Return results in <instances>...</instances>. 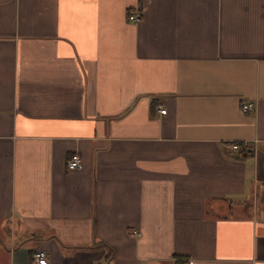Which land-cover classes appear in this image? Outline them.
<instances>
[{
    "label": "crops",
    "instance_id": "crops-1",
    "mask_svg": "<svg viewBox=\"0 0 264 264\" xmlns=\"http://www.w3.org/2000/svg\"><path fill=\"white\" fill-rule=\"evenodd\" d=\"M36 250L264 264V0H0V264Z\"/></svg>",
    "mask_w": 264,
    "mask_h": 264
},
{
    "label": "built area",
    "instance_id": "built-area-1",
    "mask_svg": "<svg viewBox=\"0 0 264 264\" xmlns=\"http://www.w3.org/2000/svg\"><path fill=\"white\" fill-rule=\"evenodd\" d=\"M141 16H142V13H141L140 9L137 11H134V12L131 11L128 13L129 20L133 21V22L139 21ZM241 108H242L243 112H252L255 108V104L252 101H247V102L242 103ZM159 112H160V114H165L166 109H164V108L159 109ZM242 146H244V145H241L239 143H234L233 145H231V149H232V151H234L236 153L243 154ZM67 167L70 170H74V169H78V168L82 167V159H81V156L79 153H73L68 158ZM132 235L140 236L141 233L138 230H133ZM33 258L38 264H46L47 263V253L44 250L34 251ZM182 264H195V260L192 258H188Z\"/></svg>",
    "mask_w": 264,
    "mask_h": 264
},
{
    "label": "trees",
    "instance_id": "trees-1",
    "mask_svg": "<svg viewBox=\"0 0 264 264\" xmlns=\"http://www.w3.org/2000/svg\"><path fill=\"white\" fill-rule=\"evenodd\" d=\"M243 157H249L253 154V150L247 146H242Z\"/></svg>",
    "mask_w": 264,
    "mask_h": 264
}]
</instances>
